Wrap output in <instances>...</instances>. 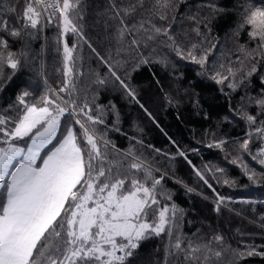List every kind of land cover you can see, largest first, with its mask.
<instances>
[{
    "label": "snow or ice",
    "instance_id": "6c2138e0",
    "mask_svg": "<svg viewBox=\"0 0 264 264\" xmlns=\"http://www.w3.org/2000/svg\"><path fill=\"white\" fill-rule=\"evenodd\" d=\"M20 3L21 0L12 3L5 0L0 6V33L22 42L20 51L14 52L10 50L9 40L0 35V90L5 86L4 81L10 82L12 78L5 74V68L16 73L32 64L30 42L38 38V32L45 24L55 23L58 29L54 41L57 51L62 49L63 81L58 88L48 87L39 97L29 90L32 84L28 81L13 104L0 111V264H134L142 243L153 238L165 241L161 264H239V260L247 257L264 258V251H260L264 244L254 242L255 234L240 233L253 240V243L244 244L243 249L227 244L220 234L208 240L201 236L199 242L185 234L182 226L187 210L173 200V190L163 183L167 173L154 159L137 151V145L145 147L143 140L129 137V146L120 149L108 137L109 131L120 132L121 114L111 100L102 105L98 103L99 96L94 94L90 104L87 93L81 97L77 79L84 77L86 59L81 54L84 45L107 68L104 77L92 70L96 75L94 83L105 86L110 78L125 100L138 105L154 124L158 127L159 124L130 84L129 71L125 69L127 61L113 65L109 62L110 57L101 56L87 40L82 23L83 0H23L22 7H17ZM173 3L174 0L171 5L157 4L168 8ZM247 5L248 0L244 11ZM106 11L114 12L112 18L120 19L119 40L132 37L128 51L139 58L131 71L159 63L165 68L171 67L173 80L183 78L175 75L178 69L171 57L154 56V48L147 55L140 51L138 34L150 32L152 34L143 41L144 48L149 47V41L164 37L168 41L166 47L176 57L200 66L198 75L212 73L213 81L219 85L228 81L227 87L233 92L244 83L243 78L235 79L236 70L230 68L228 75L215 71L210 66V50L199 53L197 44L182 48L166 27L157 26L151 20L127 24L121 12L125 17L130 16L135 6L129 12L118 8L112 0ZM13 15L16 25L10 19ZM160 19L165 17L161 15ZM145 23L149 24L148 28ZM193 31L197 36L201 35L198 27ZM69 35L77 38L71 46L67 39ZM120 51L118 49L117 54ZM256 72L257 68L252 67L246 75L250 78ZM57 73H61V69L58 68ZM261 81L264 83V76ZM156 83L164 92L158 79ZM184 91L186 94L188 89ZM164 98L168 106L179 103L170 93L164 92ZM198 103L197 99V106ZM109 113L114 117L111 127L106 123ZM240 115L248 128L243 138L213 139L207 147L223 150L226 144H235L237 157L231 163L239 162L247 179L257 183L264 173L258 174L245 163L243 155L247 154L264 168V120L258 122L256 116L246 111ZM224 119L228 120L227 117ZM73 122L79 126V134L72 126ZM97 126H104V131ZM137 131L142 133L143 129L137 128ZM169 140L177 148L176 156L184 158L196 177L213 192L214 211L219 214L222 207L231 203V198L217 192L205 171L192 164L174 140ZM256 141H259V148L254 152L252 145ZM147 147L158 155L175 159L153 145ZM206 170L217 183L221 181L216 174L226 176V170L219 166ZM176 182L186 194L196 193L195 188L183 181ZM233 183L235 181L230 179L222 181L227 186ZM242 203L252 205L257 201L246 199ZM261 221L260 226L264 227V216Z\"/></svg>",
    "mask_w": 264,
    "mask_h": 264
},
{
    "label": "trees",
    "instance_id": "16d2710c",
    "mask_svg": "<svg viewBox=\"0 0 264 264\" xmlns=\"http://www.w3.org/2000/svg\"><path fill=\"white\" fill-rule=\"evenodd\" d=\"M12 3L13 0H8ZM118 8L127 9L132 15L125 17L127 24L131 25L140 20L149 21L157 26L166 27L175 36L182 48L187 49L192 44L199 45L197 51H211L209 56L210 66L215 71L223 75H228L231 68L237 71L235 78L244 81L248 80L245 90L238 88L235 92L226 85H219L210 77L212 73L198 75L201 72L200 66L193 64L190 60H181L166 45L168 41L160 37L155 42L149 41V47H143V41L147 40L150 32H141L137 39L141 41L140 51L147 55L154 48V56L167 55L175 62L178 71L176 76L182 79H172V69L165 68L159 63H153L150 67L141 68L138 71H131L138 56H133L129 51L131 35L123 40L118 38V29L122 27L119 18L114 12H107L112 0H83V30L89 43L100 53L101 56L111 58L110 63L116 65L117 62L127 61L125 69L129 71L130 84L136 88L141 101L153 113L157 124H154L134 103L125 100L122 91L113 86L111 79L105 86L94 83L95 72L104 77L107 68L96 57L95 53L87 45L83 46L82 55L85 56L86 63L83 68V80L77 79V88L81 97L85 93L88 95V102L91 104L93 95L99 96L98 103L107 105L113 101L120 114V132L109 131L108 137L114 140L120 149L129 146V137L142 139L145 147L137 145V151L144 152L149 159H154L157 166L167 175L163 183L169 190H173V200L182 208L186 209L182 231L189 237L199 242L202 236L205 240L210 239L215 234L224 237L225 242L232 247L243 249V245L253 243L248 235L240 233L255 234L254 242L264 244V227H261V217L264 216V202L248 205L244 203L231 202L228 207L233 208L239 215L232 213L222 207L219 214L214 211L215 196L213 192L196 177L192 167L187 161L176 156L177 148L170 142L174 140L181 150H184L192 164L205 171L206 178L216 188L217 192L226 197L246 198L252 200H264V177L259 178L257 183H253L243 174L239 164L231 163L237 157L236 145L226 144L224 149L215 147L209 148L207 145L222 137L243 138L248 130L246 122L241 118L240 113L246 111L248 114L257 117L258 122L264 120V110H262L255 100L264 97V83L261 76H264V44L249 36V29L233 31L235 22L244 12V4L247 0H174L173 6L161 8L157 0H114ZM23 0L17 5L22 7ZM256 4L264 5V0H255ZM5 4V0H0V6ZM142 5V6H141ZM163 15L165 19L161 20ZM13 25L17 24L13 15L11 18ZM149 24L145 23V28ZM199 28L201 35L197 36L193 31ZM58 34L56 24L43 27L38 32V38L30 42L29 56L32 64L13 73L11 69L5 68V74L10 75L11 81H4V87L0 90V111L13 104L16 95L24 89L28 81L32 87L29 89L35 97L43 95L48 87L58 88L63 81L62 63L63 55L57 51L54 37ZM9 40L10 50L19 52L22 42L13 40L6 33H0ZM47 38V39H45ZM70 46L77 42L75 36L67 37ZM246 47L249 50H261L259 55L261 63L257 72L247 77L249 71L247 60L250 55H246L240 49ZM121 50L117 54V50ZM79 63V62H78ZM61 73H57V69ZM92 70H95L93 72ZM119 70V69H118ZM157 79L163 85L164 92L170 93L174 101L178 104L168 106L164 98V92L157 86ZM185 89H188L185 94ZM198 99V106L196 101ZM225 117L228 118L225 121ZM64 121L62 120V125ZM106 123L111 127L114 117L108 114ZM74 129L79 134V126L73 122ZM104 131V126H97ZM137 128H142L139 133ZM126 134V135H125ZM135 143V141H132ZM148 145L162 149L164 152L175 156L169 159L163 155L156 154ZM259 147V141L252 145L255 152ZM243 161L256 170L258 174L264 173V168L252 161L247 155H243ZM217 166L226 170V179L235 181L231 186L217 183L212 178V173L206 169H215ZM157 176L160 173L156 174ZM183 181L188 186L196 189V193L186 194L185 189L176 181ZM202 193V195L198 194ZM206 196L208 199H204ZM211 198V199H209ZM197 230L199 234H197ZM239 230V231H238ZM163 239L153 238L142 243L138 250V255L134 264H161L163 260ZM218 248L219 245H213ZM161 251L155 252L154 249ZM264 251V249H260ZM227 258V257H226ZM239 264H264V258L259 256L247 257L239 260Z\"/></svg>",
    "mask_w": 264,
    "mask_h": 264
},
{
    "label": "clouds",
    "instance_id": "9594fccd",
    "mask_svg": "<svg viewBox=\"0 0 264 264\" xmlns=\"http://www.w3.org/2000/svg\"><path fill=\"white\" fill-rule=\"evenodd\" d=\"M173 0H157L161 5H171ZM249 29V36L259 40L264 44V5L255 3V0H248L246 10L238 17L233 31ZM246 55H251L256 50H249L246 47L240 49ZM261 109H264V97L257 99L256 103Z\"/></svg>",
    "mask_w": 264,
    "mask_h": 264
},
{
    "label": "rangeland",
    "instance_id": "374dc122",
    "mask_svg": "<svg viewBox=\"0 0 264 264\" xmlns=\"http://www.w3.org/2000/svg\"><path fill=\"white\" fill-rule=\"evenodd\" d=\"M259 55L260 56H262V52H261V50H256V51H254L251 55H250V57H249V59L247 60V65H246V67H248V69H251L252 67H256V68H258V66H260L259 64L261 63V61L259 60ZM237 81H239V79L238 78H235ZM227 83H228V81H226L225 82V84L224 85H226L227 86ZM247 86H248V80H246V81H244V83L242 84V85H240L238 88H241V89H243V90H245L246 88H247ZM237 88V89H238ZM73 126V125H72ZM74 127V126H73ZM75 130V129H74ZM259 148V147H258ZM257 148V149H258ZM245 162V161H244ZM245 163H247V162H245ZM221 179H222V181L224 180V179H226V177L225 176H221ZM226 197V196H225ZM231 198V202H233V203H242V201L243 200H246V198H232V197H230ZM209 199H211V198H209ZM212 200H215L214 198L212 199ZM247 200H252V199H247ZM257 202H264V200H256ZM224 208H226V209H231V210H229V211H231L232 213H235V214H237V215H239V213L237 212V211H235L233 208H231V207H224Z\"/></svg>",
    "mask_w": 264,
    "mask_h": 264
},
{
    "label": "built area",
    "instance_id": "2783aa9c",
    "mask_svg": "<svg viewBox=\"0 0 264 264\" xmlns=\"http://www.w3.org/2000/svg\"><path fill=\"white\" fill-rule=\"evenodd\" d=\"M53 24H55V23H53ZM53 24H45V26H43V29L45 30L48 26L53 25Z\"/></svg>",
    "mask_w": 264,
    "mask_h": 264
}]
</instances>
